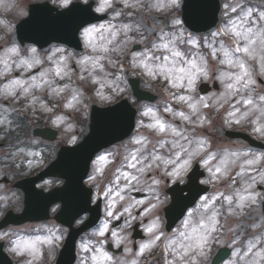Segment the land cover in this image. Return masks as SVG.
<instances>
[{
	"label": "rangeland",
	"instance_id": "obj_1",
	"mask_svg": "<svg viewBox=\"0 0 264 264\" xmlns=\"http://www.w3.org/2000/svg\"><path fill=\"white\" fill-rule=\"evenodd\" d=\"M97 1H98L97 7L99 6L100 3L105 2V0H97ZM220 1H221V11H220L218 23L220 25L221 30H223L226 26H229L230 20H234V21H237V23H240L242 11L249 10V8L244 5L243 0H220ZM107 2L112 3L113 0H107ZM158 2L164 3L165 0H158ZM226 5L228 7H225ZM115 7H117V3L114 4V6L112 8V12L110 14V18L108 21H104L102 23L94 24L98 29H100L101 25H106L108 27L124 25L121 23H119V24L115 23L114 18H117V16L115 15V12L121 11V10L116 9ZM232 7L236 8V12L231 11ZM122 8H124L123 4H122ZM103 11H106V8ZM100 12H102V11H100ZM129 16L133 17L134 19H132V21H130L127 24L138 22V18L141 16V14L137 13L133 9V12L130 13ZM173 16L179 20L178 25L173 26V24H172V17ZM222 17H225L226 19H225V22L221 23ZM142 18H143V23L147 27H149V28L154 27L156 29V31L152 32L151 36H148V33L144 32V37H146V38L143 40V42H138L140 40V36L138 35L137 32H136L137 34L134 37L132 34L135 32H129L128 33L129 37L131 38V43L128 45L127 54L122 57L123 59L126 60L125 63L127 64V68L119 67L120 65H116V63L115 64L110 63L108 60H102V61H100V63L104 67V72L111 74L108 77V80L114 79L115 76L118 74H123L124 76L125 75L130 76V74L132 76H136V74H137L141 77L142 80H146L148 82V84L156 83L158 85V87H160V88L165 87L163 89L167 93L161 99V103L163 100H166L167 104L162 103L160 108L156 107L154 109V111H156L155 117H153L151 115L145 116L143 113L145 111H147V108L144 107V105H147L148 107H151V106H149L148 104H141L140 106H142V112H141L142 119L139 121V129H140L139 134H137L135 136V138H133L130 142L126 143L124 147L120 148L116 152H113L112 154L105 156V157H107L106 163L99 162V160L96 162V164H95L96 168H95L94 177L92 178V181L96 184L97 191L100 190V188H105L107 191H109L110 189H113V190L109 191V200H108V204H107L108 211L112 212L111 216L106 217V222L108 223V228L104 232L103 236H100L98 238L96 237V239L91 240L93 245H95V243L98 239L99 241H103L104 247H105V244L107 242H110L115 247H118L113 242V237H112L111 233L114 230L119 231V229L121 228V226L124 225L125 220L128 217V214L124 213V207L126 206L129 194L131 196V192L134 191V190L129 191V185L135 183L134 181H130V180L124 178L121 174L122 173H128L130 176H132V175L136 174L137 169L140 168L141 166L139 167V165L137 164L136 168L131 169V172H130L129 167H126L125 170L128 169L127 171L119 170V174H118L119 178H117L114 187L104 186L103 180L106 176H109L111 173L110 165L106 166V164L111 160V156H113V155L118 156L119 151H123V156L120 158V161H122L123 157L128 155L129 151H134L135 149L141 147V144L136 145L134 143L135 139L144 138L143 144H146V147L144 150H146V148L151 145V142L149 140L150 137L155 136L156 137L155 142H157V143H158V141L163 140L166 145H164L163 149H159V151H156L157 153H155V155H159L163 159L176 160L177 164L182 163L183 160L187 158L186 153H185V149L191 150V149L196 148V147H191L190 145H188V143H186L185 138L187 137L186 135L188 133L193 132L194 129L200 130V128L202 126H205L206 131L205 130H202V131L206 135H209L210 137H212V133H211V129H210L211 125L209 123V120H211V118L207 120L208 123L206 122V124L200 123L201 120L204 121L202 114H205L206 112H209L212 110H214V117L216 118V121H217V123L214 126H221V120L222 119H224V120L226 119L227 121H230L229 124L227 126H225L228 128L233 127V126H241V125H247L248 124L249 126H251V130L255 134H257L261 138H264V133L255 131V129L257 127H264V115L261 114V103L262 102L259 100V96L264 95V83L260 85L257 82V77H260L264 81V73H261L259 70H257V73L253 72L252 79L255 81V83L253 85H250L249 88L255 89L254 92H249L247 90L241 91L240 85H237L236 94L232 95L230 97V99L228 100V103H224L223 99L219 98L220 94L225 91V85L227 83H229L230 81L227 79V77H225L224 83H221V81L217 77H219L221 75V73H229V74L235 75L238 73L239 70H237V68L230 67L229 65H226V64H220L219 60L223 59L222 53L217 51L216 55L214 56L212 54L213 50L219 49L221 46V43H223L225 47H227V48H229V50L233 51L232 48L230 47L232 45L231 43H236V40H238L239 43L236 44V47H237V45L243 47L245 44V41L238 39L231 34H225L224 40H221L219 35L213 36L212 35L213 33H217L215 31L216 30L215 28L217 26L215 28H213L212 30H210L209 32L205 33L206 35L204 34L205 36L203 38H205V39L203 41L198 39L194 34L193 35L192 34L187 35L186 34L187 31L183 27L181 19L179 18L177 11H174L171 14H169L168 12L161 10L159 13H155L154 15L143 14ZM253 18H254V16L252 15L249 18L248 23L245 25V27H251V25H256V23H254ZM100 30L103 31V29H100ZM165 33L168 35L165 36L164 35ZM179 33H182V36L180 38L176 39L174 47L176 50L180 51L183 54L184 61L195 60V61H197V65H199V61L197 60V57L198 56H204L205 60L207 61V65H208L207 70L209 71V76L207 79L199 78L197 80L196 85H195V92L191 94L192 97L194 99L212 97V99H207L204 101L205 103L208 104V107L198 106L200 118H198L196 115H193L192 116L193 117V120H192L193 126L188 127V128H184V126H183L188 121H183V120L179 119L178 117H173V115L171 113L165 111L164 109L166 107H171L174 112H184L185 114H189L191 112V109H189L187 107V102H182V101H179L177 99V97L181 96V95L189 96V90L185 87H181L179 89L173 88V87H171V80L170 79L165 80L159 76H157L155 80H150L147 77V75L142 74L140 70L133 69L132 67H130V63H129L131 61L132 54L137 53V52H141V53L149 52L150 56H159L161 62H163L164 56H168L170 58V60H172V53H171V51H169L167 49H160V50H154V51H149V50H152L153 43L160 44L164 41H167L168 39H171V37L173 35H178ZM183 34H185L186 37H184ZM161 37H163V41H162ZM189 37L195 38V40L197 41V44L195 46L188 43ZM80 38L83 42V50H82V52H75L74 50H71L72 58L69 60V65H70V68L72 70L71 78H69V77H64V78L56 77L53 86L56 87L57 89H60V88L64 89V91L58 92V94H56V95L50 94V88L44 85L42 79H37L35 81H32V78L33 77L39 78L40 73L45 68H47V67L55 68V67H58V65L54 64L52 61H45V63L31 67V68H28L27 70H24L23 68H17L16 63L21 59H28L30 52L25 51V48H26V46H25L23 49L26 52V54L23 55L21 53V51L23 49L18 45V43H17V51L15 53L10 52V49H12V46L8 43L7 39L4 40L5 45H8V46L5 47L6 49H3L0 52V139L2 138V135L4 134V132H2L3 130L8 131V132L14 130L13 124H14V122L17 123V121L15 119H13V116H15L13 112H15L14 111L15 105H18V104H21V108H20L21 112L22 113L25 112L26 114L30 115L31 118H34V117L40 118L43 116L47 117L49 115H54L51 119V124L54 126H59V125L65 126V128H63L64 138L66 140L72 141L73 138L75 139V136H73L72 133L69 132V130H71V127H73V121H72L73 117L75 115L81 114V113L86 114V112H87L86 110L88 109L89 105L91 104L90 102L99 104L100 106H107V105H110V104L118 101L121 97H125L129 101H132V102L134 101L132 99V97H130V95H128V90L121 91L119 94H116L114 91V89L116 88V85H114V84L108 85L106 80H101L100 82H93L92 78L88 75V72L82 71L81 66L77 63V61L82 59L84 56L89 55L90 50L86 49L84 47V37L82 35H80ZM90 38L95 39L96 33H93ZM181 41H184V44L189 46V48H190L189 51L184 52V51L179 49L178 44L181 43ZM135 45L140 46L139 47L140 49L138 51H132V48ZM56 46H64V45L59 44ZM27 47H31V46H27ZM64 47H65L64 55L67 56L70 50L66 46H64ZM170 47H172V46L170 45ZM66 52H68V53H66ZM51 54L52 53L47 54V56L51 55ZM59 55H60V53L56 54L57 57ZM234 55H235V53H234ZM239 57L248 61V57L243 53ZM120 60H122V59H120ZM47 62H49V64ZM249 63L253 64L255 67L259 66V63L257 61H248L245 64L247 68H248ZM179 67H187V65H186V63H181L179 65ZM5 68H7L8 70L5 71ZM35 70H38V71L36 73H34ZM116 72H118V73H116ZM95 74L97 76L102 75V73L100 72L99 69H96ZM81 77H83V79H81ZM73 78H75V80H73ZM44 79H47V77H45ZM17 80L21 81V82H25V83H23L22 85L14 86L12 84V82L17 81ZM213 81H216L219 84V90L212 91L206 95H200L198 92L199 84L201 82H208L211 85ZM27 82H34V83H38L41 85L40 88L31 89V96L35 98V103L33 106H29V97H24V96L20 95V88L22 86H27ZM183 83L184 84L186 83V79L183 81ZM88 85H89V90L91 91V96L90 95H88V96L84 95L85 94L84 87H86ZM4 86H8L12 90H14L16 94L4 96L2 94V90H3ZM146 88L148 89V88H150V86L146 87ZM98 92L102 93L103 95L109 96L110 102H107V103L99 102V99L97 97ZM82 96L85 98L82 100V102H78V101H81ZM74 97H75V99H74ZM246 98H251L254 102L255 107L245 105L243 103V100ZM5 102H7V103H5ZM50 102H54V106H55V104H60V106L58 107L59 109L57 110V107H56V109H55V107L53 109V105H51ZM188 102H191V101H188ZM69 104L71 105L70 107H69ZM250 109H251V111H249ZM235 110H238V111H236V116L235 117H229L228 113L230 111H235ZM245 112L248 113V116L246 118H241L242 114ZM156 119H159L161 122L165 123L166 126L171 125V126L175 127L177 129V131L181 133V135L177 136L170 131H166L164 133H161L159 136L156 135L155 129H151V128L147 127V125H149L151 123H155ZM237 120H239V123L236 122ZM221 128H222V126H221ZM81 132L82 131L79 129L78 138L81 137ZM207 139L208 138H205L202 141L206 142ZM230 146L234 147L232 150L233 153H239V152H247L248 153V157H242L241 161L244 159H247V158H251L253 155H255L256 157H260V159H258L254 165L249 166L246 164V165H244L243 168H241L238 164H236V165L232 164V160L234 159L233 156L227 155L228 156L227 158H231V164L228 163V166H227V171L229 174L227 176H223L220 179L214 178L212 175V172L209 171V168H211L214 172V167L216 168L217 166H219L221 159H224V158H220V160H214L213 161L214 167L212 165V159L209 160V163L207 165L203 164V167L205 166L206 167L205 169L207 170V176L205 177V181H210L207 184L209 186L212 185L214 187V189H212L211 194L208 195L207 198L210 199L212 197H216L217 198L215 201L216 204H217V202L224 203L226 215L228 212L227 211V205L223 201L221 194L231 195L234 190L237 191V190L243 189L244 185H243L242 178H241L242 176L252 177V176H256L259 172L264 171V154L254 152V151H251L249 149H245L246 146L240 142L226 143L225 144V147H230ZM126 149H127V151H126ZM199 149H200V151L202 150L201 147ZM17 150L18 151H16L13 154V159L9 160L5 157L0 158V178L4 174L3 171L9 170V169H11V167L15 168V167L28 166L29 168H32L41 162L40 161L41 156L38 152H35L34 150H26L23 148H21V149L19 148ZM7 151H8V149L4 150L3 154L7 153ZM177 152L180 153L179 159H177V157H176ZM130 162L135 163V161H131L130 156L127 160H123V163H125L127 165ZM144 163L147 164L148 161H144ZM157 163L160 164L161 167L155 168V170H153V169L151 170L152 172L155 171V177L152 176L150 179L156 178V177L162 178L164 181V184H165V180L167 178L171 179V177H162L161 176V168H163L164 165L162 164V162H157ZM231 167L234 168V170L231 171L230 170ZM167 170L172 171L173 165H171V164L167 165ZM242 170H243V175H238V173H241ZM151 171H147V170L145 171V173L143 174L145 179H147L146 173L151 172ZM217 175H219V174H217ZM259 186L262 187V190L258 189ZM120 189H123V191H120ZM250 191H254L255 193H260L261 196H264V182H257L254 185V187L250 189ZM138 192H140V191H138ZM5 193H6V189H4L0 185V196H5ZM144 193H146V192H144ZM261 196H260V198L257 199L258 203L253 207V208L257 209V211L255 213L256 219L254 220L257 227H251V226L245 227V224H247V225L253 224L252 223L253 220L248 219V216H249L248 213H250V215L252 214L251 209H249L248 213H246L243 216H241V215H236V216L230 215V216H228V217L238 218L240 220L239 227H238L239 236L243 233L248 232V229L251 233L254 234V233H256L258 226H260V225L264 226V221H263L264 219H262V216L260 214V211H261L260 205H261V202L263 201V200H261ZM5 197H8V196H5ZM121 197H124V199H121ZM131 198L133 201H135V200L144 201L139 206L130 210L132 215H134L136 217V215H135L136 210H138V208H140L142 206H143V211H142L141 215L143 213H145L146 209L149 210V212L147 214L143 215V218H147V221L149 220V222L147 224L145 223L144 227H143L144 235L147 236L149 234V232L146 229H147L148 224L150 223V216L152 214V212H151V203L152 202L147 200V198H145V199H136L134 197H131ZM205 199H203V201L200 202V205L204 202ZM216 204H215V206L217 207ZM140 217L141 216L137 217L136 220L132 221L131 226L135 223V221H141L143 219V218L140 219ZM120 218L123 219V222L120 224V226H118L116 228H111V222L118 220ZM108 220H109V222H108ZM231 221L232 220H229V222H231ZM233 225H235V224H233ZM182 227L179 230H181ZM129 229H128V231H129ZM46 230H47L46 227L41 228L35 234L44 235V234H46ZM6 233H8V232H6ZM161 234H163V235H161ZM105 235L107 237L105 238V242H104V236ZM157 235L161 239H167L166 236L168 234H166L165 232L162 233L161 229H159V230L154 229L152 232V237H155ZM106 239H108V240H106ZM238 239H239V237H235L233 239H232V237H224L221 241H218L216 243L212 242L210 248L208 249V252L211 253L214 246L217 247V246L227 245L228 247L232 248L233 255H232V258L226 264H233V262H234V264H249V262H248L249 257L252 260L255 259L257 261V264H258L262 258L261 257H254L253 253L264 252V237L261 238V237L257 236L256 234H254L253 238L248 240L247 242H245L243 246ZM89 241L90 240L83 241L80 243V245L81 244L86 245V244H88ZM142 244H145V243L142 242ZM146 244H148V243H146ZM156 244H157V239H155V246H156ZM250 244H255V248L253 249V253H249V255L247 257H245L243 260H239L238 257L243 255V253L247 250V248L249 247ZM151 245H154V243L150 244L148 251L150 250ZM120 246H123V245H120ZM104 247L101 249V251L106 252ZM167 247H168V245H167ZM168 249L172 252V250L169 247H168ZM80 253L82 254L81 257H91V256L97 255V252L95 250V246H93L92 248H81L80 247ZM118 257L121 259H127L129 256L126 254V252H124V254L121 253ZM22 258H24V257H22ZM133 258H135V257H133ZM105 262L106 261H104V259H102L98 256V259L95 261V264H105ZM85 264H90V262L86 261ZM108 264H110V262Z\"/></svg>",
	"mask_w": 264,
	"mask_h": 264
},
{
	"label": "clouds",
	"instance_id": "obj_2",
	"mask_svg": "<svg viewBox=\"0 0 264 264\" xmlns=\"http://www.w3.org/2000/svg\"><path fill=\"white\" fill-rule=\"evenodd\" d=\"M34 3L37 5H45V0H0V42L7 39L8 43L12 46V48H15L17 50V38L16 33L19 31L21 34V40L22 39V33L21 28L25 27L27 23L30 21L31 17L28 15V9L26 8L27 3ZM57 3H60L62 6L61 11H57L56 9H52L51 15L57 16L61 18H69L71 17L72 13L74 12V7L76 6V9L80 10V13L83 16H90L95 18L94 13L103 11L105 8H113L115 3L123 4L124 9H134L136 12L140 13L141 16L138 18V22L131 23V24H124V25H118L113 27H108L106 25H101L100 29H103L101 31L98 29L95 25H91L88 27H85L84 25L89 22L91 19H81L77 18L73 20L74 22V35H75V41L77 44H79L78 36L82 35L84 37V47L86 49L90 50V54L84 56L82 59L78 60L77 63L81 66L82 71H87L88 75L92 78L93 82H100L101 80H106L108 85H116V88L114 89L116 94H119L121 91L125 90H131L132 87H137V94L141 97H143V93L139 91V87L137 86V83L133 81L132 85H129L127 78L123 74H118L115 76L114 79L108 80V77L111 75L110 73L104 72V67L100 63L102 60H108L110 63L112 62L113 55L123 57L127 54L128 45L131 43V38L129 37V32H137L140 36V40L138 42H143V40L146 38L144 37V32L148 33V36H151L152 32L156 31V29L149 28L143 23V14H150L154 15L155 13H159L161 10H164L171 14L172 12L178 10L181 8L182 5H185L186 0H165L164 3L158 2V0H113L112 3H108L107 0H105L104 3H100L98 7H94L93 3L90 2V0H56ZM211 2V0H203V4L207 7L208 4ZM71 5V6H70ZM121 14L127 15L128 13L124 12L122 9L120 12H115L116 16H119ZM24 18V22L20 24L19 29L15 27L16 22L18 19ZM179 20L176 19L174 16L172 17V24L173 26L178 25ZM189 26H194L193 21H189ZM252 32L255 35L256 33L264 30V21L260 23L258 26L253 25ZM82 30V31H81ZM93 33H96V38L91 39ZM165 36L168 34H164ZM182 36V33H179L178 35H173L171 37L178 39ZM163 38V37H161ZM194 38V37H193ZM195 39V38H194ZM182 42V41H181ZM31 43L39 44L41 47L43 46L42 43L37 42L36 40L31 39ZM64 45H68L69 43L63 42ZM73 45V44H72ZM256 50L254 55L247 56L248 61H257L259 63V71L261 73H264V61H262L261 57H264V47L261 46V44L258 42L255 46ZM163 48L159 47V44L153 43L152 50H160ZM222 49L229 48L225 47L223 43H221V46L219 49H214L215 52L219 51L222 53ZM171 51L170 49H167ZM25 51L30 52L28 59H21L16 63L17 68H23L24 70H27L28 68L41 65L45 63V61H52L54 64L58 65V67L52 68L47 67L45 68L41 73L40 77H33L32 81H35L37 79H42L45 86L50 88V94L56 95L58 92L64 91L63 88L57 89L54 87V82L56 77L64 78L69 77L71 78L72 70L69 65V60L72 58V53L69 52L68 55H64L65 53V47L64 46H56L55 44L51 47V55H48L46 57H40L37 53L36 47H27L25 48ZM231 51V50H230ZM234 51H231L232 58L234 61H240L246 64L248 61L245 59L235 56ZM60 53V55L57 57L56 54ZM215 56V55H214ZM223 56V54H222ZM150 57H154L152 59H149ZM147 60L150 68H151V74L147 69H145L142 66L141 61ZM197 60L199 61V66L208 69L207 61L205 60L204 56H198ZM191 60L184 61L183 55L180 58H174L172 60H169L167 67H170L173 69L171 73L168 71H161L160 67L162 64H164V61L161 62L159 56H150L149 52H137L133 53L131 57L130 67L133 69L140 70L142 74H146L147 77L150 80H155L157 76L162 77L165 80H171V87H173V82L175 81V77L178 75H185L183 73H179L176 71V69L179 68V65L181 63H186L187 67H184L185 69H190V62ZM197 63V61H196ZM220 64L224 63V57L223 59L219 60ZM232 67V66H230ZM57 68L60 69L59 75H57ZM234 68V67H233ZM96 69H99L102 73L101 76H97L95 74ZM248 73L250 77L252 78V74L255 71V66L251 63L248 65ZM8 69L5 68V71ZM209 76V71L207 70V75L200 74L196 77L195 81L193 82L192 86L189 87L188 83L186 82L183 84L182 87H185L189 90V97L191 98V102H187V107H189V103L197 104L198 106H203V103L201 102V99H194L192 97V93L195 92V85L199 78L207 79ZM47 77V79H44ZM221 83H224V79L221 75L217 77ZM83 79V77H81ZM185 79L186 75H185ZM18 81V80H17ZM14 82V81H13ZM12 82V84H13ZM21 82V81H20ZM25 82H21L17 85H22ZM16 86V85H14ZM103 86V85H102ZM41 85L34 82H27V86H22L20 88V95L24 97H29V106H33L35 103V98L31 96V89L33 88H40ZM143 87H149L148 84H144ZM173 88H181V87H173ZM249 91L254 92L255 89L248 88H241V91ZM2 94L4 96L8 95H15V91L10 89L8 86H4L2 90ZM233 94H230L226 88L225 85V91L220 94V99L223 97L224 103H228V100ZM264 96V95H260ZM259 96V97H260ZM97 97L99 99V102L101 103H107L110 102V97L103 95L102 93H97ZM85 97L82 96L81 101ZM179 100V96L177 97ZM207 99H212V97H205L203 98V102ZM180 101V100H179ZM162 103L167 104L166 100H163ZM123 107V106H118ZM144 107L148 110H151L152 113H155L154 109L156 108V105H153L151 107H148L147 105H144ZM255 107V105H253ZM118 109H109L108 112H116ZM165 111L171 113L173 117H178L179 119L183 121L191 122V117L193 115H196L198 118H200L199 111L197 112H191L189 114H185V116L188 117V119H183L178 115L180 112H174L171 107H166L164 109ZM251 111V109L249 110ZM130 113V110H129ZM112 126L119 127L120 123L119 121H113ZM171 126V125H170ZM171 128H175L171 126ZM171 132V130L169 129ZM156 135H160L161 132L158 129H155ZM180 136L181 133L178 132ZM55 135V133H53ZM222 134V133H221ZM93 135V133H92ZM91 137V136H90ZM89 137V138H90ZM75 142V139L73 138V143ZM192 143V141H190ZM197 144L200 143V141L196 142ZM82 145L73 148L78 149ZM159 146L164 147V141H159ZM146 147V144H142L140 148L135 149L134 151H129L128 155L123 157V160H127L130 156L133 154H136L139 157L138 163L141 165L140 168L137 169L136 174L132 175L133 177H136L134 181V184L129 185V191L135 190L140 192H146L147 200L151 201V216H150V223L147 226V229L150 227H153V230H159L161 227V224L163 223L161 217L158 215V210L163 205H167V212L169 214V221H173L179 216L183 214L184 208L187 206V204L193 199L195 190L197 188V179L199 176V173L197 171H193L192 175L188 177L187 181L183 178V174L189 167H191V163L193 160H195L200 155L199 148L194 149H185V153L187 156V160L189 161L188 166L182 170L179 174L173 175L171 174L172 171L167 170V165L163 164L164 167L161 168V176L162 177H171L172 182L175 183L177 179H179L181 185H185L184 187H176L172 189L170 192L165 193L164 188V181L162 178H152L150 180L144 178L145 171H151L153 168H160L161 165L158 164L153 157L155 154L151 152H144V149ZM127 151V149H126ZM236 155H233L234 159L232 160V164L236 165L238 164L241 168L246 165L247 159H244L241 161L242 157H248L247 152H239L235 153ZM161 157V156H160ZM252 158V157H251ZM91 159V153L88 157V162ZM163 159V158H162ZM123 160L121 163H123ZM223 160V159H221ZM144 161H148L147 164L144 163ZM88 162H87V168L86 171L83 173V175L79 179V186L82 190L83 197H74L71 192H68L64 198L55 199V200H48L44 201V197L50 196L54 192H60L65 193V190L68 188V177L65 175L63 176V186L56 189L55 191L51 192L48 195H42L41 199L44 201V206L47 208L49 206L55 205L56 208L60 210L59 219L62 223L67 224L69 227L72 226L73 222H79L78 217L81 216L82 213H88L93 216V219L89 221L88 225H85L86 228L89 230V234L92 237H100L104 235V232L108 228V223L105 221H101V227L96 230L95 228L90 227V225L95 223L96 220V210L89 209L87 207V201L88 198L91 196V193L89 190L84 186L83 180L85 176L88 174ZM229 174V173H228ZM240 175V173H238ZM264 171L259 172L256 176L252 177H246L242 176V182L244 187L251 185L253 188L254 185L257 182H264ZM119 178V177H118ZM205 183H209L210 181H204ZM243 187V188H244ZM113 189H110L109 191H112ZM120 191H123V189H120ZM236 190L233 191L231 195H234ZM257 195L261 196L260 193H256ZM184 197L188 198V201H181L179 198ZM121 199H124V197H121ZM261 200H264V196H261ZM144 201L135 200L133 201L130 194L127 199L126 206L124 207V213L128 214L127 219L125 220V223L119 231H112L111 235L113 237V242L119 247L120 245H124L127 252H129V257L127 259H121V258H112L107 259L110 261V264H133V261H136L137 264H140V261L138 258H133L134 254L131 253V249L128 248V244L130 241V233L128 229L131 227L132 221L136 220L137 217L132 215L131 209H134L135 207L139 206ZM258 202L256 201V204ZM11 207L10 198L5 196H0V216H3L5 214V210L7 208ZM66 208L69 209V211L66 213ZM222 205L219 207L215 206V210L219 211L221 213ZM175 210V214L170 216V212ZM257 209L252 208L251 212L252 214L248 216L249 220H255ZM149 212L148 209L145 210V213H143L140 217V219L143 218L144 214H147ZM201 213H203L202 204L201 207H197L196 209V215L191 218L192 224H199L201 220ZM222 214V213H221ZM107 216H111L112 212L108 211L106 213ZM204 217L206 218L207 215H210V213H203ZM187 219V218H186ZM264 219V218H262ZM251 226V227H257L256 224L247 225L245 224V227ZM146 229V230H147ZM84 230L81 229L80 232H83ZM65 229L63 228H48L46 230V234L40 235V234H31L26 232H8V233H2L0 234V239H7V250L10 254H12L15 258L24 257L23 261L21 262L19 259H17V264H85V262H90V264H95V261L97 259H94V257H101L102 253H106L101 251V249L104 247L103 241H99L97 239L95 245H93L92 241L90 240L88 244H81V248H92L95 246V250L97 252L96 256L91 257H81L79 260H77V257L73 254L74 248L76 246V239L77 236L80 234V232L73 231L71 235L67 238V243L63 245V250L60 251L58 245L63 240ZM153 232V231H152ZM151 232V233H152ZM183 233H185L184 227H182L181 230L175 231L173 234H171L169 237H167L168 243L175 241L173 250L177 253L176 255H173L171 260L167 262V264H225V261L223 259L225 253H222L218 257H211L209 255L208 249L211 246V243L214 239H216L213 234L209 236V239L206 243V245L203 248H196L194 250V254H189L185 256L182 253L181 245H187L188 241L183 238ZM155 235V234H154ZM158 236V235H157ZM155 236V238L157 237ZM107 254V253H106ZM58 255V258H57ZM108 256V254H107ZM109 257V256H108ZM4 264H9L7 257H4ZM234 264V262H233Z\"/></svg>",
	"mask_w": 264,
	"mask_h": 264
},
{
	"label": "snow or ice",
	"instance_id": "obj_3",
	"mask_svg": "<svg viewBox=\"0 0 264 264\" xmlns=\"http://www.w3.org/2000/svg\"><path fill=\"white\" fill-rule=\"evenodd\" d=\"M225 7H228V6L226 5ZM231 11L236 12V8L232 7ZM252 15H253V13H252L251 9L246 10V11H242L240 23H237V21H234V20H230L229 26H226L223 30H218L217 33H213L212 35L217 36V35H220L222 33L223 34H231L234 37L245 41V44L243 47L237 45V47L235 48V52L243 53L246 56H252L255 53V50H256L255 46L257 45L258 42L261 44L262 47H264V30H262V31H260L254 35L251 27H245V25L248 23L249 18ZM258 19L260 21H264V11L259 13ZM161 39L163 41V38H161ZM175 41H176L175 38H172V39H168L167 41H164V42L159 44L160 48L171 50L172 59H173V57L178 59L183 55L180 51L175 49V47H174ZM188 43L195 46L197 44V41L194 38L189 37ZM170 45L172 47H170ZM16 51L17 50L15 48L10 49V52L15 53ZM212 54L216 55L215 50H213ZM222 54L224 57V63L226 65H229V66H232L234 68L239 69L238 73L235 75H232L229 73H221L222 78L227 77V79L230 81L229 83L226 84V88L230 94H233V95L236 94L237 85H240L241 88H248L250 85H253L255 83V81L250 77L246 65L243 62L234 61V59L232 58V53L230 50L222 49ZM152 58H154V57H150L149 59H152ZM261 59H262V61H264V57H261ZM169 60H170V58L168 56L163 57L164 64H162L160 67L161 71H168L169 73H171L173 71L172 68L167 67ZM141 63H142V66L145 69H147L149 71V73L151 74V68H150L147 60H142ZM188 63H190V69H185L184 67H179L178 69H176V71L186 75V78H187L186 82L188 83L189 87H191L198 75H200V74L207 75V70L205 68L197 65L195 60H191ZM56 71H57V75H59L60 69L57 68ZM185 75L176 76L175 81L173 82V87H182L184 84L183 81L185 80ZM20 83H21L20 81H14L13 85H17ZM221 98L223 99V97H221ZM74 99H75V97H74ZM190 99L191 98L189 96H185V95L179 96V100L182 102H188V101H190ZM259 100L262 102L261 103V114L264 115V96H260ZM201 102L203 103V107H208V104L203 102V98H201ZM243 103L245 105H249V106L254 105V102L251 98L244 99ZM70 106L71 105L69 104V107ZM189 107L192 110V112L198 111V105L197 104L189 103ZM236 111H238V110L230 111L228 113L229 117H235ZM143 114L145 116L151 115V116L155 117V113H152L151 110L145 111ZM178 115L180 117H182L183 119H188V117L185 116V114L183 112L178 113ZM247 116H248V113L245 112L242 114L241 118H246ZM228 122H230V121H228ZM236 122L239 123V120H237ZM200 123H204V121L201 120ZM147 127L151 128V129H158L161 133L169 131V129H170L173 134L179 135L176 128H171L170 125L166 126L165 123L161 122L159 119H156L155 123H151V124L147 125ZM255 131L264 133V127H257L255 129ZM143 142H144V138H138V139L134 140L135 144H141L142 145ZM199 144L202 148L204 142L200 141ZM232 155H236V154L233 153ZM176 157H177V159H179V157H180L179 152L176 153ZM213 158L214 157L212 155H209L206 159H204V161H203L204 164L207 165L209 163V160H211ZM153 159L156 162H162L165 165H169V164L173 165V171L171 173L173 175L179 174L189 164V161L187 159H184L182 163L177 164L176 160L162 159V157H160L159 155H155L153 157ZM258 159H260V157H256L255 155H253L252 158L247 159L246 163H247V165L251 166V165H254ZM138 160H139L138 156L136 154H133L131 156V161H135V163L130 162L128 164V167L136 168ZM99 162L106 163L107 157H105V156L99 157ZM227 166H228V161L226 159H223L220 161V165L215 168L214 172L211 168H209V171L212 172V175L214 178L220 179L223 176L228 175ZM217 174H219V175H217ZM121 175L130 181L136 179V177L130 176L128 173H122ZM240 175H243V170L240 173ZM262 178H264V177H262ZM251 188H252L251 185H248L241 190H237L234 195L221 194L223 201L227 205V211H228L229 215H231V216H236V215L243 216L246 213H248L249 209H252L256 205V201L258 198H260V196L257 195L254 191H250ZM216 199H217L216 197H212L210 199L206 198L204 200V202L202 203L203 213H210V215H207V217L205 218L203 213H201L202 218H201L199 224H192L191 223V218L193 217L194 213L196 214V209H194L193 212H190L188 218L183 221V227L185 229V233H183L182 235H183V238L188 241L187 245H181L182 253L185 256H187L189 254H194V250L196 248H203L206 245V243L209 239V236L211 234L215 233L218 230V228L220 227L219 217H220L221 213L219 211L215 210ZM198 207H201V205H199ZM223 207H224V205H222V208ZM248 214L250 215V213H248ZM252 223L255 224V221L253 220ZM153 227H150L149 229H147V231L149 233H151L153 231ZM155 239L158 240L159 236H157ZM152 243H155V240H153ZM174 244H175V241L169 242L168 247L172 250V254L176 255L177 253L173 250ZM149 247H150L149 244H142L140 246L141 253H143L144 250L149 248ZM254 248H255V244H250L249 247L247 248V250L243 253V255L239 256L238 259L243 260L245 257H247L249 255V253H253ZM253 255H254V257L264 258V252H255V253H253ZM100 258H102L104 260L110 259V257H108L106 253H102ZM94 259H98V258L94 257ZM133 264H137V262L133 261ZM249 264H257V261L255 259H253L252 261L249 262Z\"/></svg>",
	"mask_w": 264,
	"mask_h": 264
},
{
	"label": "water",
	"instance_id": "obj_4",
	"mask_svg": "<svg viewBox=\"0 0 264 264\" xmlns=\"http://www.w3.org/2000/svg\"><path fill=\"white\" fill-rule=\"evenodd\" d=\"M218 11V0H211L207 7L203 4V0H186L185 5L183 6L182 19L184 24L190 30L195 32H203L210 29L216 24ZM30 17L31 19L27 23V25L21 28L22 39L25 38L24 40H21V34L18 31V39L19 41H21V43H23V41L25 40L31 42V39H33L45 46L48 43L47 41H64L65 39L75 36L74 22L71 19L63 20V22H69L68 24H70L65 25L61 23L60 18L56 17H47L44 15L33 14H31ZM189 21H193L194 26H189ZM23 22L24 21H22L20 24H22ZM20 24L18 25V29L20 27ZM67 30H71L72 32L67 33ZM132 88L134 96H136L138 99H152L148 94H145L143 92V97L139 96L137 94V87ZM109 109L118 110L113 113L108 112L107 110ZM109 109L93 108L92 112H94V114L92 116V124L90 125V133L80 144L82 146L78 149H74L73 152L68 151L59 154V158L56 164H58L61 169L65 170V174L62 170L61 172H63V175L68 177L69 183L68 188L65 190V193L59 192L56 194L57 199L64 198V196L68 192H71L74 197H83L82 190L79 186V179L86 171L90 153L92 158L93 155L99 150L111 145L116 141L124 139L127 135L130 134L133 127L134 113L133 111H131V113H126L129 110L127 102L124 101L121 104L110 107ZM113 121H119L120 126H112ZM65 211L67 213L69 209L66 208ZM59 215L57 219L58 221H61L59 219ZM24 218L37 219L32 218L31 214L28 218L27 209L25 211Z\"/></svg>",
	"mask_w": 264,
	"mask_h": 264
},
{
	"label": "flooded vegetation",
	"instance_id": "obj_5",
	"mask_svg": "<svg viewBox=\"0 0 264 264\" xmlns=\"http://www.w3.org/2000/svg\"><path fill=\"white\" fill-rule=\"evenodd\" d=\"M45 1L49 2L52 6H54L56 8L62 9L61 4L60 3H57L56 0H45ZM30 3L31 2L27 3L26 5H29ZM0 52H1V48H0ZM45 127L46 126H44L42 128H45ZM61 128H63V126H59L57 129H54L55 130V136H54V140L52 142L42 141V143H44V145L42 146L44 148V152L49 155L46 158L47 160H50L51 157H54L56 155L57 151L61 147H64V146H73V145H76L78 143V139L74 143H73V141L71 143H69L68 141H65L62 138ZM30 132L32 134V130ZM76 133H78V132L76 131ZM32 175H30V176H32ZM62 184H63V181L62 180L54 179V178H49V179H45L44 181H42L39 184V188L43 189L44 191H48V190H51V189H53L55 187H59Z\"/></svg>",
	"mask_w": 264,
	"mask_h": 264
}]
</instances>
